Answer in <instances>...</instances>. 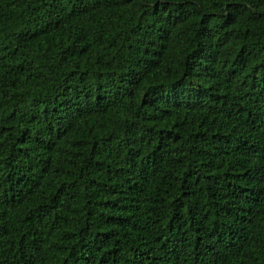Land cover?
Returning <instances> with one entry per match:
<instances>
[{"label": "trees", "instance_id": "trees-1", "mask_svg": "<svg viewBox=\"0 0 264 264\" xmlns=\"http://www.w3.org/2000/svg\"><path fill=\"white\" fill-rule=\"evenodd\" d=\"M0 264H264V0H0Z\"/></svg>", "mask_w": 264, "mask_h": 264}]
</instances>
